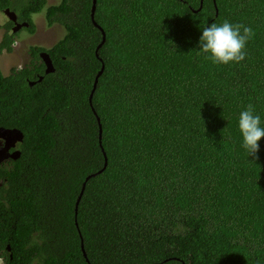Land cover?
I'll return each instance as SVG.
<instances>
[{"label": "trees", "instance_id": "1", "mask_svg": "<svg viewBox=\"0 0 264 264\" xmlns=\"http://www.w3.org/2000/svg\"><path fill=\"white\" fill-rule=\"evenodd\" d=\"M45 2L18 14L64 27L54 72L0 70V126L23 135L0 187L8 264H264V137L254 158L238 131L249 104L264 127V0H96V53L92 0ZM225 20L255 35L213 64L199 38Z\"/></svg>", "mask_w": 264, "mask_h": 264}, {"label": "clouds", "instance_id": "2", "mask_svg": "<svg viewBox=\"0 0 264 264\" xmlns=\"http://www.w3.org/2000/svg\"><path fill=\"white\" fill-rule=\"evenodd\" d=\"M23 2H25V0H21L20 3H18L17 0H12L10 1V5H12L13 7L14 6L21 7ZM46 2L44 5L45 8L49 6H58V5H47ZM201 4H202V0H200V6H199L200 8H201ZM14 10H10V11L15 12L14 14L16 16V14H18V9H14ZM7 20L10 23L13 22L12 20L9 19V17ZM13 23L14 26L17 25V22H13ZM25 23L27 22L25 21ZM2 24L3 23H0V25ZM27 26L26 25L19 26L17 27L16 30L26 29L25 27ZM10 30H12V28ZM16 30L11 31L14 34L11 35L10 32L8 34L12 37H16L17 35V32H15ZM34 32L33 33L28 32V33L34 34ZM64 33H65V29H64ZM254 35L255 33L250 26H246L241 23L233 24L227 20H225L220 24L211 23L206 25L202 29V34L199 38V52L201 54H204L205 59L210 60L213 64L226 65L231 62L240 63L246 58L247 56L246 44L254 37ZM14 42L15 40L13 39V43ZM31 45H34V43H31ZM3 75L8 76L7 73ZM238 131L241 136V146L247 151L248 156H253L254 158H258L256 157V154L259 151L258 142L261 140L262 137H264V127L261 126V117L258 113L255 112L254 105L249 104L244 110H242L239 113Z\"/></svg>", "mask_w": 264, "mask_h": 264}, {"label": "flooded vegetation", "instance_id": "3", "mask_svg": "<svg viewBox=\"0 0 264 264\" xmlns=\"http://www.w3.org/2000/svg\"><path fill=\"white\" fill-rule=\"evenodd\" d=\"M10 1H12V0H10ZM10 1H9L8 5H5L2 9H0V14H2L0 16L5 19V22H3L2 25H0V30H3V34L6 32V29L3 26L5 24H8V20H7L8 14L6 13V10L7 9L8 10H14V9L20 8L19 6L13 7L12 5H10ZM20 1L21 0H17L18 3H20ZM61 2H62V0H57V1H55L49 5H60ZM32 20H33V17H32ZM16 22L18 25L25 23V21L19 19L18 14H16ZM40 22H43V25ZM11 23H12L11 24L12 30H10L9 32L12 35L14 33H12L11 31L16 30L17 27H19V26L18 25L14 26L13 25L14 23L13 22H11ZM38 23H40L46 29H55L58 33H59V30L56 29V27L61 26L63 31H64V27L61 24H59L58 21H54L52 24H48L47 20L39 19ZM38 23L34 22V29H36ZM19 30L20 29L15 31V32H17V37L10 36V38L15 40L14 43H11L9 45L10 49L3 47L0 50V70L2 71V68L4 69V68L8 67L9 65L13 64L12 67L9 68L7 71L8 76L13 75V74L15 75L20 70H22V71L33 70L34 69L33 65L37 64L38 57H40V54L41 53L48 54L46 52V50L49 49L50 47H52L64 35V33H63L62 36L60 38H58L50 47H47L46 44L44 45V47H42L39 45H35L36 43H34V45H30L27 42L28 39L21 38L19 36ZM2 41H3V36L1 35L0 44ZM19 45L26 46L27 49H24V48L20 47ZM32 46H38V48H41L37 52L36 57L33 55V50H31ZM48 56L50 58L49 54H48ZM50 61H51V64H52L51 66H52L53 70H55L51 58H50ZM38 64H40V60H39ZM42 68H43V73H44V69H45L44 65ZM42 78H43V75H39L37 80H29L28 85H31V86L34 85L36 82L41 81ZM14 139H16V137H14ZM22 139H23V135H22ZM21 142H22V140L21 141H15L12 139H9L6 141L5 139L0 137V187L3 184V182L5 181V177H2L3 170L9 169L14 162H17V160L19 159V157L21 155V151H20ZM17 151L19 152V154H16ZM6 256L9 258V261L13 260V254L10 252L9 244L6 245L5 250H0V264H8V260L6 259Z\"/></svg>", "mask_w": 264, "mask_h": 264}, {"label": "water", "instance_id": "4", "mask_svg": "<svg viewBox=\"0 0 264 264\" xmlns=\"http://www.w3.org/2000/svg\"><path fill=\"white\" fill-rule=\"evenodd\" d=\"M95 3H96V0H92L91 7H90V19H91L93 25L96 28H98L99 31L101 32V40L97 44V46L95 48V53H96L97 50H98V48L103 44V42L105 40V33H104L103 29L94 21ZM6 13L8 14V17H9L10 20H12L13 22H16V20H15V17L16 16H15V14H14L13 11H10V10L7 9L6 10ZM22 25H26L27 26V23H22V24H20L18 26H22ZM40 58H41V61L44 64V68H45L44 69V73L45 74H48V73L53 72V68L51 66L52 64H51V61H50V58H49L48 54L41 53L40 54ZM103 69H104V64L101 63V66H100L99 70L96 72V74L94 76L93 83H92V88H91V91H90V94H89V97H88V101H89L90 107H92L91 98H92L93 92H94V90L96 88L98 78L102 74ZM92 110H93V108H92ZM95 118H96V121L98 123L99 139H100L101 138V130L102 129H101V125H100V122H99V117L96 115ZM0 137L3 138V139H5L6 141L9 140V139H12V140H15V141H21L22 140V133H21L20 130H18L16 128H3V127H0ZM14 137H16V139H14ZM16 154H19V152L17 151ZM104 165H106V157H104ZM86 178H89V176H87ZM83 188H84V183L82 184L81 191H80V193L77 196L75 205H77L78 204V201L80 200V197H81ZM81 251H82L83 255L85 256L86 254L84 252V249H83L82 244H81Z\"/></svg>", "mask_w": 264, "mask_h": 264}, {"label": "rangeland", "instance_id": "5", "mask_svg": "<svg viewBox=\"0 0 264 264\" xmlns=\"http://www.w3.org/2000/svg\"><path fill=\"white\" fill-rule=\"evenodd\" d=\"M56 1V0H55ZM54 0H47L46 4L49 5L53 2H55ZM39 19H44L45 17L43 16V11L35 14L33 16V21L38 23ZM5 22V19L3 17L0 16V23ZM43 25V22H40ZM40 23L37 24L36 30L34 32V34H29L27 32L26 29H21L19 30V36L21 38H26L28 39V43L31 45V43H36L35 45H39L44 47V45L46 44L47 47H50L58 38H60L62 36V34L64 33L63 29L61 26H57L56 29L59 30V33L55 30V29H46L44 28ZM1 35L3 36V30H0V37ZM17 37V35H16ZM20 47L27 49L26 46L23 45H19ZM13 64L9 65L6 68H2V72L3 74H6L8 69L12 67Z\"/></svg>", "mask_w": 264, "mask_h": 264}]
</instances>
